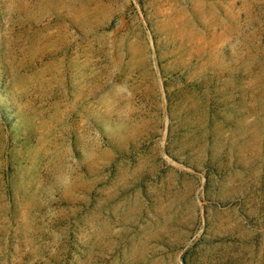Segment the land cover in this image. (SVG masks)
<instances>
[{
  "label": "rangeland",
  "instance_id": "rangeland-1",
  "mask_svg": "<svg viewBox=\"0 0 264 264\" xmlns=\"http://www.w3.org/2000/svg\"><path fill=\"white\" fill-rule=\"evenodd\" d=\"M0 264H264V0H0Z\"/></svg>",
  "mask_w": 264,
  "mask_h": 264
}]
</instances>
